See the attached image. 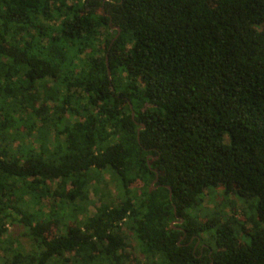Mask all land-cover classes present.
I'll use <instances>...</instances> for the list:
<instances>
[{
  "label": "trees",
  "instance_id": "trees-1",
  "mask_svg": "<svg viewBox=\"0 0 264 264\" xmlns=\"http://www.w3.org/2000/svg\"><path fill=\"white\" fill-rule=\"evenodd\" d=\"M0 264H264V0H0Z\"/></svg>",
  "mask_w": 264,
  "mask_h": 264
},
{
  "label": "rangeland",
  "instance_id": "rangeland-1",
  "mask_svg": "<svg viewBox=\"0 0 264 264\" xmlns=\"http://www.w3.org/2000/svg\"><path fill=\"white\" fill-rule=\"evenodd\" d=\"M104 179H105V182L108 183V189L115 196L116 188L112 183H110L109 176L105 175ZM218 196L219 194L217 196L216 195H209V196L206 195L203 200L201 212L208 213V214L212 212H213L212 214H216L217 212L222 216V218H226V215H230V212H231L230 205H233L236 211V218L241 216V212H240L241 204L237 200V198H235L233 195L229 196L228 198H223V199ZM90 200L92 201L94 205L98 204L97 203L98 197L94 196L93 191L90 192ZM94 211H95V207L91 205L88 210L89 215H92ZM9 231H10V234L12 235V238L18 239L19 242L22 243V245L24 246L26 250L29 249V243L27 239L20 235L18 228H14L13 230L12 227H9Z\"/></svg>",
  "mask_w": 264,
  "mask_h": 264
},
{
  "label": "water",
  "instance_id": "water-1",
  "mask_svg": "<svg viewBox=\"0 0 264 264\" xmlns=\"http://www.w3.org/2000/svg\"><path fill=\"white\" fill-rule=\"evenodd\" d=\"M131 116H132V118H133V113H131Z\"/></svg>",
  "mask_w": 264,
  "mask_h": 264
},
{
  "label": "flooded vegetation",
  "instance_id": "flooded-vegetation-1",
  "mask_svg": "<svg viewBox=\"0 0 264 264\" xmlns=\"http://www.w3.org/2000/svg\"><path fill=\"white\" fill-rule=\"evenodd\" d=\"M174 223H176V222H174Z\"/></svg>",
  "mask_w": 264,
  "mask_h": 264
}]
</instances>
